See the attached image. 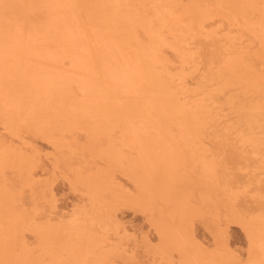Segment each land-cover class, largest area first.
Here are the masks:
<instances>
[{"label": "bare ground", "instance_id": "1", "mask_svg": "<svg viewBox=\"0 0 264 264\" xmlns=\"http://www.w3.org/2000/svg\"><path fill=\"white\" fill-rule=\"evenodd\" d=\"M0 264H264V0H0Z\"/></svg>", "mask_w": 264, "mask_h": 264}, {"label": "rangeland", "instance_id": "2", "mask_svg": "<svg viewBox=\"0 0 264 264\" xmlns=\"http://www.w3.org/2000/svg\"><path fill=\"white\" fill-rule=\"evenodd\" d=\"M234 237H235V239H237V240H239V241H241V235L238 233V232H235L234 233Z\"/></svg>", "mask_w": 264, "mask_h": 264}]
</instances>
